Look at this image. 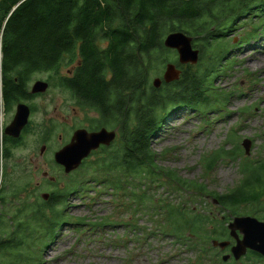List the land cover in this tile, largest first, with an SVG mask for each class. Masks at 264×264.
I'll return each instance as SVG.
<instances>
[{"label":"trees","instance_id":"obj_1","mask_svg":"<svg viewBox=\"0 0 264 264\" xmlns=\"http://www.w3.org/2000/svg\"><path fill=\"white\" fill-rule=\"evenodd\" d=\"M261 27L264 0H0V101L5 106L29 98L33 76L47 73L50 88L67 90L82 109L98 113L92 127L120 132L115 151L105 154L87 183L97 182L116 195L123 192L138 210L144 207L152 216L161 214L156 232L215 250L212 241L228 235L227 216L212 220L165 199L160 206L150 207L148 202L154 199L145 189L160 183L173 193L190 192L194 197L211 193L232 215L248 208V213L264 220V156L243 158L241 183L220 194L210 191L206 183L162 167L150 142L173 106L199 109L206 102L204 87L212 73L208 66L229 56L220 52L230 43L231 32L246 28L240 39L243 44L255 39ZM178 31L193 37L201 54L199 62L196 66L178 62L179 79L163 80V88L157 89L148 84L150 71L177 56L163 41ZM66 68L71 71L65 74ZM221 71H216L217 76ZM158 108L164 110L159 117ZM228 140L234 144L232 149L223 146L202 158L205 178L225 159H241L238 138L229 135ZM85 186L83 182L77 189ZM53 199L57 203L61 198ZM36 214L48 221L44 212ZM209 223L215 226L209 229ZM5 228L1 223L0 252L16 246L3 241ZM199 253L207 255V247ZM0 264L17 263L0 258Z\"/></svg>","mask_w":264,"mask_h":264},{"label":"rangeland","instance_id":"obj_2","mask_svg":"<svg viewBox=\"0 0 264 264\" xmlns=\"http://www.w3.org/2000/svg\"><path fill=\"white\" fill-rule=\"evenodd\" d=\"M249 27L250 24L246 28ZM245 29L233 30L230 43L220 52L223 56L230 53L229 56L208 66L212 73L204 87L206 102L198 106L201 110L189 109L187 105L173 106L164 115L161 131L150 142L162 167L175 169L185 179L206 183L210 191L220 194L241 183L239 165L243 158L264 156V27L255 39L241 44ZM176 58L178 53L167 62L181 70L182 63L179 65ZM219 68L223 71L217 76ZM67 71L68 68L65 74ZM165 71L166 64H157L150 71L148 84L154 86V80L159 78L162 81L156 88H163ZM46 78L47 73H36L30 83ZM34 104L36 111L31 117L34 131L17 148L12 166L1 158L0 151V190L3 186L4 203L0 207V224L6 227L2 231L3 241L16 245L0 252L1 259H13L17 264H223L222 253L212 250L210 245L197 247L188 240L179 241L156 232L161 214L152 216L144 207L138 210L123 192L116 195L110 188H100L97 182L87 183L107 149L90 156L69 175L54 162V151L71 139L76 128H87L96 113L82 109L63 89L49 88ZM163 112L158 108L157 117ZM6 118L4 111L0 128ZM47 129L51 140L42 158L40 139ZM229 135L238 138L243 150L241 159H225L205 178L202 158L223 146L232 149L234 144L228 140ZM1 137L0 131V140ZM245 138L252 141L249 155L241 144ZM83 182L85 188L78 190ZM159 184L145 189L154 199L148 202L150 207L160 206L165 199L192 207L212 220H225L227 216L231 222L236 216H255L248 213V208L232 215L211 193L194 197L190 192L173 193L167 185ZM43 193H49V198H43ZM51 193H61L64 198L53 203ZM41 211L48 221L36 214ZM214 226L209 223L206 227ZM206 247L208 254H200L199 249ZM232 263L233 260L226 264Z\"/></svg>","mask_w":264,"mask_h":264},{"label":"water","instance_id":"obj_3","mask_svg":"<svg viewBox=\"0 0 264 264\" xmlns=\"http://www.w3.org/2000/svg\"><path fill=\"white\" fill-rule=\"evenodd\" d=\"M163 44L165 47L174 49L178 53V62L182 64L195 65L200 59V50L193 45V37L183 32H172L165 36ZM180 70L173 63L166 65L164 80L171 82L179 78ZM161 79L154 80V86L157 87L161 83ZM49 87L48 81H35L32 92L44 93ZM30 116V107L24 103H19L12 123L7 128V132L19 136L22 128L28 123ZM115 130H108L102 127L97 131H88L86 128H79L74 131L70 141L64 145L55 154V161L62 165L66 173H70L80 167L83 160L86 159L92 151L97 150L100 145H110L116 139ZM242 147L247 155L250 154L252 141L245 138L242 141ZM46 199L48 196L43 195ZM230 233L236 239V243L232 247V255L235 259L243 256L247 249H258L264 254V221L257 217L246 215L236 216L229 223ZM237 230L243 234L242 238L237 235ZM259 242V244H257ZM229 241L214 240L215 247L225 248L229 245ZM231 255L223 256V260H227Z\"/></svg>","mask_w":264,"mask_h":264},{"label":"flooded vegetation","instance_id":"obj_4","mask_svg":"<svg viewBox=\"0 0 264 264\" xmlns=\"http://www.w3.org/2000/svg\"><path fill=\"white\" fill-rule=\"evenodd\" d=\"M70 71L71 70L68 69L67 72H70ZM33 85H34V83H32V85L30 84V87H29L30 88L29 89L30 90L29 93L31 94V96L29 98L24 99V100H21V101H15V102H13V103H11L9 105L7 103H5V114L7 115V118L5 119L3 131H2V137H1V140H0V147H1V150L0 151H1V158L6 159L7 163H10V166H12L13 165V162L17 159L16 158V156H17V154H16L17 148H19L20 146H22L23 143H24V141L25 140L27 141V137L32 134V131H34V130H32V127H31L32 126L31 125V123H32L31 117H32V114H34L35 111H36V106L34 104V101H35V99L38 96L42 95L43 93H33L32 92ZM64 91L67 92V90H64ZM19 103H24V104H26V105H28L30 107V116H29V119H28V123L22 128L19 136H15L14 134L8 133L7 132V128L9 127V125L12 123V121L14 119V116H15V113H16V110H17V106H18ZM33 106H34L35 109H33ZM91 112L96 113V115L94 117H97V114L98 113L96 111H93L92 110ZM93 119L94 118L89 119L90 124L86 128L88 131H97V130H100L102 127H105L108 130H115L116 133H117V136H116V139L113 142H111L110 145H103V144L100 145V147L97 150H94V151L91 152L90 156H92L93 154H95V153H97L99 151L101 153H103L102 151L105 150V149L108 150L107 152L114 151L115 148H116V146L119 144L120 138H121L119 130L117 128H110V127H107V126H100L98 128L92 127L91 121ZM77 129H79V128H76L75 130H77ZM74 131H73V133H74ZM50 138H51L50 137V133H49V130L47 129L46 132L44 131V133H43V135H42V137L40 139V142L42 144L41 147H40V156L42 158L46 154L47 145L50 143V141H49ZM66 144H64V145H66ZM60 149H61V147L59 149L55 150L54 153H53L54 162L58 166H60L61 169H63L64 172H65L64 167L61 166L60 164H58L55 161V154ZM90 156H88V158ZM88 158H86L85 160H87ZM84 161H83V163H84ZM73 172H70V173H66L65 172V173L69 175V174H71ZM50 178L51 179H54V177H50ZM1 192H3V186L1 187V190H0V207L3 208L4 207V203H3V197L1 195ZM44 194H46L48 196L47 198H49V196H50L49 193H43L42 194V197L43 198H44V196H43ZM55 197L64 198V197H62L61 193H51L52 200H54L53 198H55ZM53 203H56V202L53 201ZM237 235H238L239 238H242L243 237L242 232L239 231V230H237ZM220 241H229L230 242V244L227 245L225 248H220L218 246L215 247V250L216 249L219 250L222 253L223 256H225V255H231L226 261L223 260V256L221 255L222 257H220V259H222V263L223 264H226L227 262H229L231 260H233V263L232 264H264V254L260 250H258V249H247L246 253L243 256H241L239 259H235L234 258V256L231 253H232V247L236 243V239H235V237H233L230 234V229H228V236L220 239ZM257 244H259V242H257Z\"/></svg>","mask_w":264,"mask_h":264},{"label":"built area","instance_id":"obj_5","mask_svg":"<svg viewBox=\"0 0 264 264\" xmlns=\"http://www.w3.org/2000/svg\"><path fill=\"white\" fill-rule=\"evenodd\" d=\"M3 110H4V108H3V103H2V101H0V121L3 120V119H2V117H3Z\"/></svg>","mask_w":264,"mask_h":264}]
</instances>
